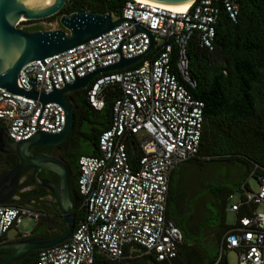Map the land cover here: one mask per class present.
Listing matches in <instances>:
<instances>
[{
    "label": "built area",
    "instance_id": "1",
    "mask_svg": "<svg viewBox=\"0 0 264 264\" xmlns=\"http://www.w3.org/2000/svg\"><path fill=\"white\" fill-rule=\"evenodd\" d=\"M220 11L235 22L238 0H192L180 12L129 0L119 15L108 14L111 22L123 20L110 31L20 68L18 89L29 91L33 81L34 92L47 94L120 58L143 54L148 34L153 39L136 65L99 75L86 88L85 101L95 111L102 108L104 90L118 88L110 126L98 137L97 155L76 161L82 219L66 241L39 251L35 264H93L98 257L117 264L137 254L152 255L158 262L176 257L182 236L165 217L168 185L173 170L197 156L202 130L203 104L190 93L195 82L186 49L191 37L201 48L212 49ZM63 125L59 105H41L0 89V127L9 141H25L36 132L58 134ZM127 142L137 151L133 160ZM255 181L256 191L248 185L240 188L238 202L229 207L233 223L218 244V257L230 250L235 264H264V175ZM43 215L32 202L0 205V243L23 217L36 223Z\"/></svg>",
    "mask_w": 264,
    "mask_h": 264
},
{
    "label": "trees",
    "instance_id": "2",
    "mask_svg": "<svg viewBox=\"0 0 264 264\" xmlns=\"http://www.w3.org/2000/svg\"><path fill=\"white\" fill-rule=\"evenodd\" d=\"M127 1L65 0L59 13L47 20L55 21L61 15L81 11L117 16ZM186 52L189 74L195 82L190 93L202 102L203 108L198 154L184 164L200 166L213 160H233L244 165L247 173L256 180L258 176L264 175V0H238L235 22H231L220 11L214 24L212 49L201 48L195 37H191ZM85 92L86 89L67 95L73 106V126L68 136L54 147L66 160L65 165L72 174L69 196L74 225L84 214L75 185L77 158L97 155L98 137L110 126L111 105L119 94L116 86L105 89L102 108L95 111L86 103ZM125 146L131 160L135 159L137 151L132 142H127ZM179 166L170 176L165 210L166 219L173 223L182 236L176 257L170 262H158L152 255L137 254L117 264H227L225 257H218L216 250L222 234L228 228L223 222L222 204L231 191H217V195L221 196L220 221L214 229H209L215 253L207 257L202 247L189 244L196 230L178 205L180 186L175 176ZM246 185L244 182L235 186L240 191ZM26 199L29 200L27 203L32 202L44 215L34 224L27 237H18L16 241L26 240L31 235H41L45 240H51L63 232L64 223L52 197L51 201L37 196ZM38 252L24 254L9 264H35ZM93 264L115 263L98 257Z\"/></svg>",
    "mask_w": 264,
    "mask_h": 264
},
{
    "label": "water",
    "instance_id": "3",
    "mask_svg": "<svg viewBox=\"0 0 264 264\" xmlns=\"http://www.w3.org/2000/svg\"><path fill=\"white\" fill-rule=\"evenodd\" d=\"M28 1L30 0H0V89L12 95L36 100L41 105L47 103L59 105L64 112V125L58 134L36 132L21 142L9 141L5 131L0 127V153L14 154L18 159L17 164L11 170L0 174V205L12 201L19 175L23 169L33 170L34 174L40 171L50 172L56 177L54 183L35 179V184L46 188L51 194L56 210L64 223V230L51 240L26 239L0 243V251H10L0 264H9L29 252L42 251L57 246L66 241L73 231L74 221L70 214L72 203L69 196V168L52 156H29L31 148L55 147L70 133L73 126V106L67 99V95L85 90L91 80L99 75L133 67L153 46V39L148 34V48L139 56L130 59L120 58L113 65L98 68L82 78H75L71 84H66L61 89L53 90L47 94L34 92L35 83L33 81L30 83V90L23 91L18 89L15 84L21 67L85 44L123 22L122 19L111 22L108 14L81 11L59 16L56 29L25 32L16 27L20 19L23 21L48 19L57 15L65 3V0H52L48 7L28 9L24 7ZM143 1L166 8L180 9L189 5L192 0ZM135 31L141 30L136 27ZM3 138L6 139V142H3Z\"/></svg>",
    "mask_w": 264,
    "mask_h": 264
},
{
    "label": "rangeland",
    "instance_id": "4",
    "mask_svg": "<svg viewBox=\"0 0 264 264\" xmlns=\"http://www.w3.org/2000/svg\"><path fill=\"white\" fill-rule=\"evenodd\" d=\"M40 26L43 30L58 28L57 21L43 20ZM175 178L180 186L178 191L180 211L186 218H190V224L196 230L189 244L202 247L205 255L211 257L215 251L209 229H214L220 221L221 196L217 195V191H231L229 196L223 199L222 204L223 222L230 225L233 223L234 215L229 212V207L236 204L240 196L235 185L245 182L251 191H256V181L247 173L244 165L233 160H213L200 166L182 164L177 169ZM45 201H51V197ZM34 224L31 218L23 217L17 230L9 229L6 232L4 242L15 241L18 235H28ZM216 251L219 254V249ZM224 257L227 264H235L232 251H225Z\"/></svg>",
    "mask_w": 264,
    "mask_h": 264
},
{
    "label": "flooded vegetation",
    "instance_id": "5",
    "mask_svg": "<svg viewBox=\"0 0 264 264\" xmlns=\"http://www.w3.org/2000/svg\"><path fill=\"white\" fill-rule=\"evenodd\" d=\"M57 19L54 22H56ZM45 20L47 19H44V21ZM42 22L43 20L24 21L22 22V24H20V29L25 32L40 31V30H43L40 26ZM3 142H6L5 138H3ZM39 155L40 156H52L58 161L62 159V161L60 162L63 163L64 165L66 163V160H64L61 157V153L55 150L54 147H34L30 149V152H29L30 157L39 156ZM17 162H18V159L16 155L0 153V174L11 170L17 164ZM71 176L72 174L70 172L68 182H71L72 180ZM35 179L42 181V182L44 181L48 183H54L56 177L54 174L50 172H46V171H40L39 173L34 174L33 170L23 169L19 175L18 183H17L16 190H15V195L11 202L24 204V203H27V201H29L26 198H29L31 196L32 197L37 196L39 199H43V200L50 198L51 194L49 193V191L46 188L38 184H35ZM28 239L45 240V237L41 235H36V236L31 235L28 237ZM9 252H10L9 250L0 251V262L9 254Z\"/></svg>",
    "mask_w": 264,
    "mask_h": 264
},
{
    "label": "bare ground",
    "instance_id": "6",
    "mask_svg": "<svg viewBox=\"0 0 264 264\" xmlns=\"http://www.w3.org/2000/svg\"><path fill=\"white\" fill-rule=\"evenodd\" d=\"M132 1L143 2V3H147V4H152V3H148V2L143 1V0H132ZM51 2H52V0H30V1H28V2L25 3L24 7L25 8H28V9H32V8H45V7H48L51 4ZM190 4H191V2H190ZM153 5H155V4H153ZM189 5H187V6L183 7V8H180V9H171V8H166V7H162V6H160V7L164 8L166 10L180 12V11H183L186 8H188ZM20 21H23V20L20 19Z\"/></svg>",
    "mask_w": 264,
    "mask_h": 264
},
{
    "label": "crops",
    "instance_id": "7",
    "mask_svg": "<svg viewBox=\"0 0 264 264\" xmlns=\"http://www.w3.org/2000/svg\"><path fill=\"white\" fill-rule=\"evenodd\" d=\"M240 187H241V186H240ZM240 187H239V188H240Z\"/></svg>",
    "mask_w": 264,
    "mask_h": 264
}]
</instances>
